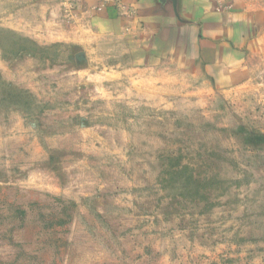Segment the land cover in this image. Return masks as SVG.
<instances>
[{
    "label": "rangeland",
    "instance_id": "1",
    "mask_svg": "<svg viewBox=\"0 0 264 264\" xmlns=\"http://www.w3.org/2000/svg\"><path fill=\"white\" fill-rule=\"evenodd\" d=\"M82 17L0 0V264H264V21L218 90Z\"/></svg>",
    "mask_w": 264,
    "mask_h": 264
},
{
    "label": "crops",
    "instance_id": "2",
    "mask_svg": "<svg viewBox=\"0 0 264 264\" xmlns=\"http://www.w3.org/2000/svg\"><path fill=\"white\" fill-rule=\"evenodd\" d=\"M70 1L77 4L82 20L90 19L94 33L118 36L144 52L164 42L171 56H187L186 66L197 68L218 90L250 78L246 58L264 18L241 0ZM225 3L229 9L217 11Z\"/></svg>",
    "mask_w": 264,
    "mask_h": 264
}]
</instances>
